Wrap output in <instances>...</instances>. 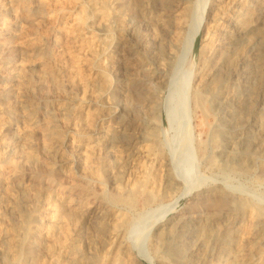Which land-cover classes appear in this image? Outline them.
<instances>
[{"label":"rangeland","instance_id":"rangeland-1","mask_svg":"<svg viewBox=\"0 0 264 264\" xmlns=\"http://www.w3.org/2000/svg\"><path fill=\"white\" fill-rule=\"evenodd\" d=\"M263 23L264 0H0V264H264Z\"/></svg>","mask_w":264,"mask_h":264},{"label":"bare ground","instance_id":"bare-ground-1","mask_svg":"<svg viewBox=\"0 0 264 264\" xmlns=\"http://www.w3.org/2000/svg\"><path fill=\"white\" fill-rule=\"evenodd\" d=\"M201 2V1H200ZM221 2V1H220ZM258 2H259V0H258ZM214 3V2H213ZM257 5V4H256ZM216 6V5H215ZM258 6V5H257ZM253 9V8H252ZM20 12V11H19ZM184 12V11H183ZM211 12V11H210ZM251 12V11H250ZM26 13H28L29 14V12H26ZM56 14V13H55ZM183 14V13H182ZM177 15H178V13H177ZM246 15V14H245ZM249 15V14H248ZM259 15H261V14H259ZM184 16V15H183ZM229 16V15H228ZM65 17V16H64ZM258 17V16H257ZM169 18H171V17H169ZM174 18H176L175 16H174ZM179 18V17H178ZM185 18V17H184ZM172 19V18H171ZM262 19V18H261ZM77 20V19H76ZM183 20H186V19H183ZM173 21V20H172ZM171 21V22H172ZM178 22V21H177ZM76 23V22H75ZM167 24V23H166ZM264 24V23H263ZM76 25V24H75ZM170 25V24H169ZM176 24H174V26H175ZM181 25H182V23H178V29H180L181 28ZM70 26V25H69ZM74 26V25H73ZM71 27V26H70ZM66 28V27H65ZM72 28V27H71ZM86 28V27H85ZM237 28V27H236ZM239 28V27H238ZM81 30V29H80ZM83 30H85V29H83ZM165 30V29H164ZM65 31V30H64ZM78 31V30H77ZM229 33V32H228ZM235 33V32H234ZM24 34V33H23ZM63 34V33H62ZM238 34V33H237ZM72 35V34H71ZM83 35V34H82ZM81 35V36H82ZM230 35V34H229ZM262 35V34H261ZM68 36V35H67ZM70 36V35H69ZM227 36H228V34H227ZM231 36V35H230ZM239 36V35H238ZM237 37V36H236ZM80 38V37H79ZM229 38V37H228ZM232 38V37H231ZM262 41H263V43H264V33H263V35H262ZM36 40V39H35ZM38 40V39H37ZM61 40V39H60ZM76 40V39H75ZM25 42V41H24ZM32 46H34V45H32ZM82 47H83V45H81ZM221 48V47H220ZM225 48V47H224ZM84 49V48H83ZM219 49V48H218ZM81 50V49H80ZM221 50V49H220ZM219 50V51H220ZM69 51H71V50H69ZM218 51V50H217ZM216 51V52H217ZM222 51V50H221ZM223 52V51H222ZM74 54V53H73ZM72 54V55H73ZM222 54V53H221ZM81 55H83V53H81ZM75 56V55H74ZM78 56H80V54L78 55ZM215 57V56H214ZM220 57V56H219ZM81 58V57H80ZM79 58V59H80ZM243 58H245L244 57V55H243ZM77 59V58H76ZM82 59V58H81ZM72 60H74V59H72ZM83 60V59H82ZM214 60V59H213ZM239 60V59H238ZM62 61V60H61ZM75 61V60H74ZM230 61H232V60H230ZM233 61H235V60H233ZM232 61V62H233ZM237 61V60H236ZM242 61H244V60H242ZM73 62V61H72ZM77 63V62H76ZM239 63V62H238ZM245 63V62H244ZM82 64V63H81ZM210 64H211V62H210ZM217 64V63H216ZM248 64V63H247ZM77 65V64H76ZM79 65V64H78ZM213 65V64H212ZM212 65L210 66V67H212ZM215 65V64H214ZM229 64H227V63H222V64H219V65H217L216 67L214 66L213 67V69L211 70V74L213 73V79L210 81V82H208V83H206V85L204 86V88L203 89H201L202 91L200 92V94H199V97L201 98V100H202V103L204 104L205 103V101H206V96L202 93V92H207L208 91V93H211V94H213V92L215 91H217L218 89V86H220V82L222 81V79L224 78V76H225V78H226V73H228L227 72V70H225V68L227 67V69H228V66ZM231 65V64H230ZM232 65H233V63H232ZM243 66V65H242ZM251 66V65H250ZM47 67V66H46ZM80 67V66H79ZM253 67V66H252ZM44 68V67H43ZM231 68H232V66H231ZM249 68V67H248ZM78 69V68H77ZM81 69V68H80ZM230 69V68H229ZM242 69H244V68H242ZM247 69V68H246ZM252 70H253V68H251ZM260 69V68H259ZM72 70V69H71ZM207 70V69H206ZM230 70H233V68L232 69H230ZM245 70V69H244ZM258 70V69H257ZM256 70V71H257ZM44 71V70H43ZM234 71V70H233ZM241 71H243V70H241ZM240 71V72H241ZM251 71V70H250ZM232 72V71H231ZM235 72V71H234ZM238 72V71H237ZM239 72V73H240ZM260 72V71H259ZM79 73V72H78ZM206 74V73H205ZM232 74V73H231ZM259 74V73H258ZM164 75V74H163ZM208 75V74H207ZM238 75V74H237ZM162 76V75H161ZM248 76V75H247ZM260 76V75H259ZM83 77V76H82ZM159 77V76H158ZM206 77V76H205ZM229 77H231V76H229ZM245 77V76H244ZM75 78V77H74ZM224 78V79H225ZM228 78V77H227ZM245 78H247V77H245ZM79 79V78H78ZM162 79V78H161ZM210 79V78H209ZM80 80V79H79ZM228 80V79H227ZM230 80V79H229ZM228 80V81H229ZM251 80V79H250ZM225 81V80H224ZM203 82V81H202ZM247 82V81H246ZM204 85V84H203ZM201 87V86H200ZM223 90V89H222ZM232 90V89H231ZM227 92V91H226ZM229 93V92H228ZM231 93V92H230ZM229 93V94H230ZM226 95V94H225ZM234 95V94H233ZM233 95H231V96H233ZM230 96V97H231ZM221 97V96H220ZM208 98V97H207ZM229 98V97H228ZM222 99H224V98H222ZM234 99V98H233ZM242 100V99H241ZM235 101V100H234ZM230 103V102H229ZM222 104V103H221ZM235 113V112H234ZM114 114V113H113ZM230 116V115H229ZM234 119V118H233ZM236 122V121H235ZM229 123V122H228ZM202 128V127H201ZM48 128H46V130H47ZM51 129V128H50ZM49 129V130H50ZM245 130V129H244ZM201 131V130H200ZM51 132V131H50ZM31 133V132H30ZM53 133V132H52ZM51 134V133H50ZM51 135H53V134H51ZM50 135V136H51ZM28 137V136H27ZM26 137V138H27ZM48 137V136H47ZM255 138V137H254ZM29 139H27V141H28ZM256 141V140H255ZM251 143V142H250ZM252 146V145H251ZM80 154V153H79ZM30 159H31V157H29ZM29 159V160H30ZM33 160V159H32ZM29 162V161H28ZM9 165V164H8ZM50 165V164H49ZM13 166H14V168H15V170L16 169H18V165L17 164H13ZM9 167V166H8ZM11 167V166H10ZM14 171V170H13ZM54 173V172H53ZM91 174V173H90ZM2 176V175H1ZM97 176V175H96ZM5 177V176H4ZM94 177V176H93ZM55 178V177H54ZM88 178V177H87ZM89 178H90V175H89ZM97 178V177H96ZM2 179H3V177H2ZM1 179V180H2ZM91 179V178H90ZM7 180V179H6ZM53 180H55V179H53ZM52 180V181H53ZM95 180V179H94ZM98 180V179H97ZM7 182V181H6ZM54 182V181H53ZM3 183H4V179H3ZM6 184V183H5ZM62 185V184H61ZM7 186V185H6ZM177 186V185H176ZM8 187V186H7ZM62 187V186H61ZM63 188V187H62ZM88 188V187H87ZM86 188V189H87ZM8 189H9V187H8ZM64 189V188H63ZM77 189V188H76ZM72 190V189H71ZM172 190V189H171ZM8 192V191H7ZM9 194V193H8ZM62 200V199H61ZM215 200V199H214ZM216 201V200H215ZM68 202V201H67ZM229 202V201H228ZM60 203H62V202H60ZM59 203V204H60ZM64 203V202H63ZM62 203V204H63ZM67 205V204H66ZM227 205V202H226V200H225V198L223 199V197L221 198V199H219L217 202H216V206L218 207V208H220V209H222L223 207H225ZM63 206H64V204H63ZM61 207V206H60ZM65 207V206H64ZM216 207V208H217ZM48 208H50V207H48ZM52 208H53V206H52ZM224 209V208H223ZM51 210V209H50ZM54 210H56V209H54ZM100 210V209H99ZM218 210V209H217ZM48 211V210H47ZM46 214V213H45ZM48 214V213H47ZM62 216V215H61ZM84 216V215H83ZM53 218H54V216H52ZM58 217H60V216H58ZM64 217V219H65V216H63ZM53 218H51L52 220H53ZM47 219V218H46ZM50 219V220H51ZM49 220V222H52V220L50 221ZM60 220V219H59ZM27 221H29L30 222V220H28L27 219ZM114 221V220H113ZM177 222V221H176ZM183 222V221H182ZM45 223H46V221H45ZM44 223V224H45ZM55 223V222H54ZM59 223H62V222H59ZM65 223V222H64ZM256 223V222H255ZM63 224V223H62ZM181 224V223H180ZM64 225V224H63ZM26 226H28V225H26ZM59 225H57V227H58ZM65 226V225H64ZM180 226V225H179ZM23 227V226H22ZM42 227V226H41ZM56 227V226H55ZM28 228V227H27ZM54 228V227H53ZM118 230V229H117ZM120 230V229H119ZM176 230V229H175ZM29 231V230H28ZM47 231L49 232V229H47ZM121 231V230H120ZM179 231V230H178ZM225 231V230H224ZM228 231V230H227ZM42 232V231H41ZM44 232V231H43ZM46 232V231H45ZM51 232V231H50ZM115 232V231H114ZM113 232V233H114ZM11 233V232H10ZM23 233H24V231H23ZM25 233H26V231H25ZM174 233H176L175 231H174ZM46 234V233H45ZM53 234H54V232H53ZM112 234V233H111ZM115 234V233H114ZM113 234V235H114ZM250 234H252V233H250ZM13 235V234H12ZM46 235H48V234H46ZM50 236H52V233H50L49 234ZM112 235V236H113ZM167 235H168V233H167ZM180 235V234H179ZM115 236H116V234H115ZM122 236V235H121ZM169 236V235H168ZM218 236V235H217ZM216 236V237H217ZM49 237V236H48ZM174 237V236H173ZM221 237V236H220ZM6 238V237H5ZM8 238V237H7ZM14 238V237H13ZM64 238V237H63ZM222 238V237H221ZM250 238V237H249ZM54 239V238H53ZM241 239V238H240ZM119 240V239H118ZM219 240V239H218ZM217 240V241H218ZM223 240V239H222ZM120 241V240H119ZM176 241V240H175ZM208 241V240H207ZM211 241V240H210ZM221 241V240H220ZM163 242V241H162ZM10 243V242H9ZM21 243V242H20ZM113 243V242H112ZM162 244V243H161ZM224 244V243H223ZM222 245V244H221ZM221 247V246H220ZM12 248H13V246H12ZM224 248V247H223ZM250 248V247H249ZM20 249H22V248H20ZM117 249V248H116ZM217 249V248H216ZM220 249H222V248H220ZM118 250V249H117ZM243 250H246V249H243ZM221 251V250H220ZM224 251V250H223ZM19 252H21V251H19ZM115 252H116V250H115ZM128 252V251H127ZM15 253H16V251H15ZM215 253V252H214ZM217 253V252H216ZM74 254V253H73ZM221 254H222V252H221ZM18 255H20L19 253H18ZM19 257V256H18ZM22 260V259H21ZM245 260V259H244ZM243 260V261H244ZM21 263V262H20ZM123 263V262H122ZM22 264V263H21Z\"/></svg>","mask_w":264,"mask_h":264}]
</instances>
